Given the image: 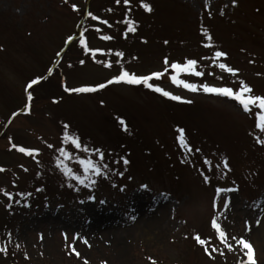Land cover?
Segmentation results:
<instances>
[{
    "label": "rangeland",
    "instance_id": "1",
    "mask_svg": "<svg viewBox=\"0 0 264 264\" xmlns=\"http://www.w3.org/2000/svg\"><path fill=\"white\" fill-rule=\"evenodd\" d=\"M186 61L199 75L178 79L196 92L170 80ZM122 70L165 72L152 86L190 103L108 84ZM241 82L264 97V0H0V264H242L233 237L264 264L259 110L203 91Z\"/></svg>",
    "mask_w": 264,
    "mask_h": 264
},
{
    "label": "snow or ice",
    "instance_id": "2",
    "mask_svg": "<svg viewBox=\"0 0 264 264\" xmlns=\"http://www.w3.org/2000/svg\"><path fill=\"white\" fill-rule=\"evenodd\" d=\"M66 2H67V0H66ZM118 2H119V0H118ZM140 7L143 8L145 12L151 11V8L145 3H141ZM73 11H76V9L73 8ZM92 19L95 20L96 17L93 16ZM100 23H104V21H100ZM126 23L128 24V32H133L134 26L131 24V22H126ZM101 39L108 40L109 37L108 36H102ZM70 42H71V40L66 41V43H70ZM80 47L84 48V39L82 36L80 38ZM205 47H208V45H205ZM116 55H120V54L117 53ZM221 56H222V53L220 51H216L214 54V57L216 59H219ZM81 63H83V62H81ZM164 64L167 65L168 60H165ZM104 67H110V65L104 64ZM218 67L223 71H231L230 69H227L223 63L219 64ZM195 68H196V65H195L194 61H186L183 64V66H181L180 64L173 63L171 65V71L173 73H176V75H172L170 77L171 82L173 84H175L177 87H183L184 89H186L189 92H196L198 90L196 85L189 84V83H183L181 80L178 79V76L181 73H187V74H190L192 76L199 75V73L194 71ZM166 71H167V69H166ZM49 74H51V72H49ZM164 75H165V72H156V73H153L152 75H146V76L138 77L134 74H130L129 72L122 70L119 73L118 77H116L112 80H109L108 84H121V83H123V84H127V85L143 86L144 88H147L154 93H159L161 96L166 97L168 100H175L179 103H190V101L181 100L180 97H178V96H174V95L169 94L166 91H162L161 88H159V87L152 86L150 81H153V80L158 81ZM232 75H236V73L232 72ZM39 83H40L39 80H32L27 85V88L25 89V91L27 92L28 89L33 88L34 85H37ZM107 86L108 85H106V84H101V85H99V89H103ZM99 89L94 88V87H80V88L72 89L71 91H74L76 93H91V92H96ZM64 90L66 92L70 91L68 88H65ZM203 91L206 94H211V95L221 96V97H227L228 99L236 101L239 105L242 106L243 111L245 113H249L252 109H258L259 113L255 117V120L257 122L256 126L261 131H264V97L251 95L253 90L250 87L246 86L243 82H241L239 85V91H237L235 93L230 88H210L207 86H203ZM32 99H33V97L31 95L27 96L28 101H31ZM53 103H56V101H53ZM120 123L123 124L124 122L120 121ZM177 131H181V135H183L182 130H177ZM68 139H69L68 136L64 137L65 141H67ZM180 143L182 145L184 144L183 139L180 140ZM71 144L73 146H75L77 149H80L82 151H86L85 149H81L80 144L77 142V140L75 138H73L71 140ZM15 150L17 152H23L25 155H28V156L33 155L32 152L25 151L24 148L18 147ZM60 151H61L62 155L64 156V158L68 159V154L66 152H64L63 149H61ZM123 162L125 165H127V163H128L127 160H124ZM78 163L83 166L85 176H87L89 170H91L96 175H101V173L97 169L96 165H94L91 161L85 162L83 160H80V161H78ZM57 166L59 167V165H57ZM3 171H4V169H0V172H3ZM63 172H64V175L66 177H68L69 179L76 180L79 183H83V181L80 179V177L76 176V175H72L69 169L64 168ZM205 183H207V180H205ZM229 190H231V189H229ZM38 191H39V189H38ZM7 199L12 200V196H10V195L7 196ZM25 207H27V205H25ZM212 228L215 229L216 232L218 233V239L220 240V242L223 243L225 245V247L228 248L229 251H232L233 248L231 246H229V244L227 243L225 233L221 231L216 220L212 221ZM65 239H67V238L65 237ZM73 239L75 241L76 239H78V237H74ZM194 239L196 240V242L198 244H201V245L204 244V241H202L199 237H194ZM232 239L235 240V246L238 247L243 252V254L246 256V261L242 262V264H255V261L253 259L254 253H253L252 246L248 242H246L245 239H242V238L236 239L235 237H233ZM81 242L87 243L86 241H81ZM0 251H4V249H0ZM213 251H215V249H213ZM73 254L78 255L77 253H75L74 250H73ZM85 264H87V262H85Z\"/></svg>",
    "mask_w": 264,
    "mask_h": 264
},
{
    "label": "trees",
    "instance_id": "3",
    "mask_svg": "<svg viewBox=\"0 0 264 264\" xmlns=\"http://www.w3.org/2000/svg\"><path fill=\"white\" fill-rule=\"evenodd\" d=\"M87 11H88V7H87V10H86V13H87ZM78 13H79V17H80V19H82V16H83L82 11H79ZM81 22H83V20H82ZM83 26H84V25L78 27V30L80 31V33L83 32ZM80 35H82V33H81ZM48 67H49V65L46 67V69H45V73H46V70H47ZM53 69H54V70L57 69V67L55 66V64H54V67L52 68V70H53ZM147 74H149V72H148ZM40 76H41V77L37 79V80L40 81V83H41V82L46 83L45 81L49 80V78H50V76H47V75L44 74V71H43L42 75H40ZM30 82H31V81L27 82V85H28ZM195 234L197 235V237H199V238L203 241V238L199 235L200 233H195ZM195 242H196V241H195ZM197 244H198V243H197ZM150 264H160V263H159V262H156V261H154V262H153V261H150ZM161 264H163V263H161Z\"/></svg>",
    "mask_w": 264,
    "mask_h": 264
},
{
    "label": "bare ground",
    "instance_id": "4",
    "mask_svg": "<svg viewBox=\"0 0 264 264\" xmlns=\"http://www.w3.org/2000/svg\"><path fill=\"white\" fill-rule=\"evenodd\" d=\"M146 225V224H145ZM149 226V225H148Z\"/></svg>",
    "mask_w": 264,
    "mask_h": 264
}]
</instances>
